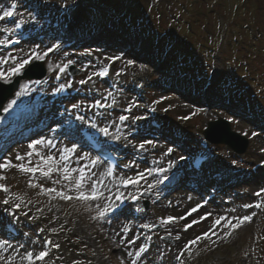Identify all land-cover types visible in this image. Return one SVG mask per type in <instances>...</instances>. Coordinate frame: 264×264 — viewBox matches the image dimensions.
<instances>
[{
  "label": "rangeland",
  "instance_id": "rangeland-1",
  "mask_svg": "<svg viewBox=\"0 0 264 264\" xmlns=\"http://www.w3.org/2000/svg\"><path fill=\"white\" fill-rule=\"evenodd\" d=\"M73 1L74 0H38L45 9L51 12L61 11L63 8L71 5ZM102 1L112 4L111 8L106 9L107 16H109V18H118L119 16L117 17L112 14L113 11L111 9L115 5L114 3L117 1L122 2V0ZM244 1H246V3ZM133 2L135 3L133 15H135L137 20L135 19L136 24H132L129 28L132 31L141 32V35H147L146 33H148V31L151 33H160V37L156 34L154 38V46L156 45L154 51L160 54L162 62H173L175 64V74L179 77L177 81L188 85V87H196L197 90L202 91L207 97L217 92V89H221L222 91L226 89L229 93L232 91V87L236 86L232 96L244 98L246 93L249 95L256 94L261 102L258 106L264 110V52H260V50L264 51V40H249L242 31V27L246 26V24H253L254 27L258 29V32H260L261 38L264 37V0H199L194 4L195 6L193 5L195 8L189 11L187 15L183 14H186L185 12L188 10L186 4L190 3V0H134ZM160 2H164L163 6L159 4ZM182 2L185 3L187 9H185V6L182 8ZM177 3L181 8L178 9L179 6ZM153 5L154 7H152ZM235 5H241L242 7L239 11L243 13L240 14L238 12V15L233 18L234 22H229L234 28L232 29V35L242 37L243 42H246L247 45H252L253 49L251 48L252 50L248 52L243 48L232 46V48L228 50L225 48H223L224 50L222 49L224 55H221L222 53L219 55L216 50H210L213 52V59H211L209 48L212 42L211 38L206 37L207 43L204 46L205 50L198 54L199 58L197 57V62L199 63L196 66L200 70L193 69L185 59H182L183 55L180 54V52L184 48L178 46L179 42L184 43L186 40H192V45L197 49V41L201 42L204 38H202L203 29H201V27L208 22V20H204L205 13H203V10L210 6L215 10V15H220L234 8ZM169 9L174 10L168 13ZM154 10L157 12L162 11V24L159 23L160 17ZM172 14H174V16ZM175 14L179 16H175ZM181 15L185 21H190L193 24L197 22L194 24V34L192 33V29L185 23L178 24L176 22L174 18L177 19ZM121 19L123 23H129L128 18L125 19V16H122ZM2 24L3 23L0 21V26ZM28 24L30 25L31 23L28 21ZM140 26H144L148 31H145L146 33L142 32L139 28ZM235 28L237 29L235 30ZM160 29L162 33L165 31L167 34H162ZM168 36L171 39L169 42H167ZM173 36L174 38H172ZM162 39H164V41ZM145 41H147V37ZM168 44L169 46H167ZM172 44L177 45L174 46L173 49H170L173 47ZM201 44H203V41ZM38 48L35 46H27L25 50L21 52L0 56L1 66L7 64L6 68L3 70L2 68L0 69V71L5 72L6 80L10 77L11 68L18 66V64L24 59H27L29 55L36 56L39 54L43 57L44 63L49 68L50 73L49 76L45 78L44 87L42 90L36 87L30 88L24 83L21 89V92H23V101H16L11 109L18 110L21 108L26 110L28 107H34L37 115L41 114L39 117L44 124L43 130L46 136L51 132L48 137L39 139L45 141V143L38 145L31 156H28V152L31 151L29 145L34 141H31L28 146L22 144L13 145L9 150H7L8 144L1 141L0 153L7 151V154L0 164H7L10 161L11 165L5 169H0V176L6 177V179L0 180V184L6 185L10 190L7 193L0 191V208L2 207V200L6 196L21 195L26 197L36 207H47L48 216L52 222L51 227L58 225L54 218L56 214L63 215L65 221L71 222L72 226H74V223L75 225L79 223V232H75L73 238L69 242H65V257H67V262L69 264H77L78 262L80 264H87L88 261H93L96 258L95 255H99L97 258L103 261L104 264H132L138 247L136 248L134 235H132L133 231L136 233V227L133 228L131 223L122 218L111 219L108 216L99 218L96 210V203H99L101 207H103L104 203L102 202H89L88 206L91 210H86L85 202L83 201L75 199L70 201L62 200L56 196V193H43L41 187L29 186V182L31 181L34 184L43 186V188H55L57 191H65L66 194L73 196L76 194L74 191V180L78 178L79 173L75 170L86 168L88 171V163L83 161L82 164L77 165L76 161L78 158H76L75 162L72 164H68L67 160H60V157L63 155L69 156L72 154L64 153L63 150L66 148V144L63 140H65V138L62 136L61 132L59 134L55 133L56 129L60 128L55 122H59L58 118H62V114L61 111H59L61 105L56 104L54 101L52 88L55 85V77L60 72L65 73L67 82H73L75 79L77 81L78 79H84L95 71V69H93V62L88 61V59L83 56L84 53L73 55L70 52H62L55 58H49L47 57V48L41 46V51ZM239 50H241V52ZM191 51H194V49H191ZM96 55L105 58L108 54L106 51L100 50ZM117 55L120 54L117 53ZM229 56H238L240 64H237L238 61H234L235 58H229ZM120 57L121 61L118 66L117 74L121 82L125 85L123 109L131 110L135 101L132 106L131 103L129 105L131 100L129 92L131 87L129 83L135 81V74L144 71L149 77L150 84L157 81V77L154 71H148V68L142 69L134 66L135 63L130 58L126 59L122 56ZM219 57L221 58L219 59ZM109 58H114L113 54L109 55ZM69 61H72L71 64H74L80 69V74L76 77L68 73ZM129 61L133 63L129 64ZM231 66L234 67L233 70L230 69ZM208 68L213 70L212 72L216 73V75L220 73L218 79L217 76L215 77V82L220 80L219 84L223 81L225 83L221 86H217L216 82L212 88L206 87L204 89V85L208 84L207 77L209 78L211 75ZM235 68H238V73L234 71ZM241 69H243L244 73L240 75ZM223 70H225L224 73ZM244 77L246 79L255 78V82L251 83L246 79L242 82V78ZM164 81L165 80H162V83H164ZM75 91H78L77 86ZM80 92L81 91H79V93ZM83 94L86 97H84L82 101L74 99L65 104L68 106L75 105L79 113H86L88 109H92L91 100L89 98L91 94L89 91ZM148 96L154 103L159 105L161 115L164 116L166 113L169 114L167 117L168 120L165 119V121L167 120L169 123L171 121L180 122L181 129L176 130L191 137L192 148L199 147V142L204 137L203 133L209 129L211 123H215L220 117L226 118L232 122L233 131H237L249 138V150L241 158L237 157L233 152H230L224 145L215 144L214 149L219 156V161L211 167V171H214L215 168L221 169L226 166L235 168L236 166L241 170V175L250 179L251 176H254L252 174L253 166H263L264 139L261 137L260 132L256 131L253 127H248L247 124L241 121L237 122L232 118H228L230 117L228 113L221 115L212 111L206 114L204 113L203 106L191 104V102L185 98L186 96L182 97L185 100L172 98L170 93H165L164 90H162L161 86L150 88ZM51 113H59L58 116H56L58 118H52V116H50ZM168 122L167 124H169ZM47 141H51L52 143L48 144ZM148 141L151 140L146 135V132L133 125L129 129L123 143V146H125L128 151L126 161L128 163L130 162L132 165L138 164L139 158L144 157L148 161L155 160L162 165L171 163V155L168 152L163 155V157L158 153L163 145L153 141L152 143H147ZM141 143L145 144L143 149L139 147ZM165 145L166 144H164V146ZM68 148H71V146ZM169 148L177 151L176 145H169ZM36 152L40 153V155H36ZM18 155L24 157V159L18 160ZM40 156H54L57 160L58 167L62 169L64 166H67L69 169L73 170V181L63 180L62 171L53 172L52 176L49 178L43 176L41 172L39 175H36L21 171L19 167H16L17 165H24L25 167H39L46 170V166L40 159ZM138 167L140 169L137 170L133 166V169H131L127 175H129V177H136L137 174L143 173L144 169L146 170V168L142 166L138 165ZM173 175L181 178V180H177V186L172 190H154L153 187H148L151 184H148L146 187L148 193L151 194L148 198L151 207L145 216L144 224L146 226H160V230L157 231V245L150 257L144 260L142 264H174L175 255L182 251L183 246L188 241L194 240L204 233H209L210 237L200 240L206 239L202 246V249H205V254L194 260L192 264H264V214L261 220L256 222L254 226L244 230L236 236H230L225 228L226 222H221L219 228H216L217 226L214 227V222L221 218L222 214L213 207L209 209L201 207L200 199L195 197V195H191L192 192L189 190L188 186L184 185V182L190 180L185 179L182 171H177ZM257 178L256 176V179ZM237 179L241 181V176L238 173ZM70 188H73V191H69ZM235 190L236 192H240L237 197H234V201H236L235 209L237 208L239 212H241L242 206L252 204L259 200V197L256 195L257 192L264 193V191H262L264 188H261V185H256L249 180H246L245 183L236 187ZM193 208H198V211L191 215H187ZM54 209L55 211L57 209V213H51ZM205 214L210 215H208L206 219L201 220V222L194 224L187 231H184L186 224L191 223L193 220H200ZM169 216H187V218L168 224H162L161 218H167ZM177 236H179L180 239H177ZM167 238L171 241H167ZM66 240L67 239H65V241ZM127 244L133 245L134 247L130 249ZM193 246L194 245L191 247ZM83 252H87V255L83 256ZM129 253L132 255H129ZM217 258L221 259L217 261L215 260ZM0 264H4V261H0Z\"/></svg>",
  "mask_w": 264,
  "mask_h": 264
},
{
  "label": "snow or ice",
  "instance_id": "snow-or-ice-1",
  "mask_svg": "<svg viewBox=\"0 0 264 264\" xmlns=\"http://www.w3.org/2000/svg\"><path fill=\"white\" fill-rule=\"evenodd\" d=\"M16 9H17V5L15 3L11 4V6L4 10L2 13H0V21H4L6 18H12L16 15ZM22 23V22H21ZM20 25L18 24L17 27H19ZM4 43V41H0V44ZM51 50V49H50ZM36 59H43L42 56H40L39 54L36 55ZM31 61L29 59H24L22 62H20L18 64V66L14 67L11 69L10 75H16L18 73H20L26 65L30 64ZM69 64L72 63V61L68 62ZM133 63L132 61H129V64ZM100 75H107V70H105L104 72H101ZM6 79V74L5 72L0 71V80H5ZM88 79H92V77H88ZM81 83H86V81H81ZM63 87V85L61 86V88ZM17 96H21L23 95V92H18L16 93ZM16 103V100H12L11 103L8 105V107H6L4 110L8 111L9 108H11L14 104ZM75 107V105L73 106ZM79 120L83 121L84 117L80 116L78 117ZM128 117L126 116H121L120 120H127ZM91 127L96 128L97 126L95 124H92ZM98 131L100 133H102L104 136H109L110 134V129L108 127H100L98 129ZM113 139L115 140H119L120 136L116 135L113 137ZM45 143V141L42 140H36L34 141L32 144L29 145V149L31 151L28 152V156H31L34 152L35 149L38 145ZM48 144H51V141H47ZM147 143H152V141H148ZM139 147L141 149H143L145 147L144 143H141L139 145ZM79 148L78 144H73L71 146V148H65L63 151L65 154L71 153V154H75L77 149ZM173 151V149L169 148L168 149V153L171 154V152ZM36 155H40V153L36 152ZM87 156V154H85V157ZM69 157L67 155H63L60 157L61 161H66ZM84 158V157H82ZM18 160H23L24 157L22 156H17ZM40 159L43 161L44 165L46 166V170L45 169H41L39 167H25L24 165H17L16 167H19L21 171L27 172V173H32L35 174L37 172H41L43 176L45 177H51L53 172H59L62 171L63 176L62 179L65 181H73V175L72 172L73 170L69 169L67 166H64L62 169L60 167L57 166V160L54 156H40ZM183 159V157L181 158ZM97 163V160H93L92 161V165L95 166ZM11 165V162L9 161L7 164H0V169H5L7 167H9ZM76 172L79 173L78 178H76L74 180V191H75V195H68L66 194L65 191H57V189L55 188H43V186L41 185H37L32 183L31 181L29 182V186L30 187H41V190L43 193H56V196L59 197L62 200H78V201H83L85 202V207L86 210H91L90 207L88 206L89 202H93V201H99L101 199L108 201V203H105L103 205V207H101V205L99 203H96V210L98 212V217L99 218H104L106 216H108V214L110 212L115 213L118 209H120L121 214L123 212V209H121V204L123 203L124 200V196L122 193L120 194H115L114 198L116 201H119V203L117 204H113L111 203V201L113 200V195H105V192H111L110 189H106L105 185L103 184V181L97 179L94 180L92 182V187L88 190H86V180L88 179V175H87V170L86 168H82V169H77L75 170ZM149 171H151V169H149ZM160 172H164V169H160ZM109 176L113 175V173L110 171L108 173ZM2 179H6V177H2L0 176V180ZM144 179V173H139L137 174V176L135 178H126L122 181V183L125 186L128 185H139L141 180ZM167 176L163 177V180H166ZM163 180L159 181L160 183L163 182ZM58 182V181H57ZM149 188L152 187V185L148 186ZM0 191H3L5 193L9 192V188L4 185V184H0ZM69 191H73V188H70ZM264 191V190H262ZM261 192H257L256 195L258 197L261 196ZM132 199L136 200L139 199V197L137 196H133ZM17 201L22 202V197L17 196L16 197ZM17 202L14 203V208L16 210H19L21 207V203ZM3 204L4 205H12L13 201L11 199H4L3 200ZM264 206L262 204H257L256 207H261ZM9 211H11V209H9ZM198 208H193L189 211V213H187V215H191L194 212H197ZM11 215L15 218L16 213L15 212H11ZM25 215H27V213H25ZM210 214H205L204 217H201L200 220H193L191 223L186 224L184 227V231H187L189 228H191L194 224H197L199 222H201V220L206 219L207 216ZM187 216L185 217H172L169 216L167 218H161V223L162 224H168V223H172L174 221L180 220V219H186ZM226 220L228 226H230L233 230L238 229L239 227L243 226L246 222H250L252 220V216L248 215V216H244V217H237L236 218V223H232V221L227 220V218H219L214 222V225L218 226L221 224V220ZM40 231H44V229H40ZM51 231L53 233L56 232V229L53 228L51 229ZM211 231V230H210ZM203 238H210L209 237V233H204L202 234V236L197 237L194 240H190L188 241L184 246L183 249L181 251V253L179 254V256L177 257V259L181 258L185 252L190 250V247L192 245L197 244L201 239ZM177 239H180L179 236H177ZM8 241L5 240L3 242H0V251H2L4 248H6L8 246ZM46 243H51V241H46ZM56 248H59L60 245L56 244L55 245ZM147 251V247L146 246H141L139 247V249L137 250V252L135 253L136 259L133 260L132 264H137V261L141 258V256ZM49 253L46 250H42L40 251L38 254H34L33 252H29L26 251V254L22 257V259L27 260L28 264H36V262L38 261H44L47 257H48ZM129 255H132L131 253H129ZM0 261H4V264H15V257L12 256H8V257H4V256H0Z\"/></svg>",
  "mask_w": 264,
  "mask_h": 264
},
{
  "label": "water",
  "instance_id": "water-1",
  "mask_svg": "<svg viewBox=\"0 0 264 264\" xmlns=\"http://www.w3.org/2000/svg\"><path fill=\"white\" fill-rule=\"evenodd\" d=\"M215 130L218 132L221 130L220 131L222 133L221 138H216V136L213 134ZM206 135L212 141H214L216 143H225L232 148H236V145L238 143L235 139H233L234 137L235 138H237V137L235 136V134H233L229 131V127L227 125L225 127V125L223 126L220 123H212L210 125V128L207 130Z\"/></svg>",
  "mask_w": 264,
  "mask_h": 264
},
{
  "label": "bare ground",
  "instance_id": "bare-ground-1",
  "mask_svg": "<svg viewBox=\"0 0 264 264\" xmlns=\"http://www.w3.org/2000/svg\"><path fill=\"white\" fill-rule=\"evenodd\" d=\"M28 146V145H27ZM78 161H82V159L81 158H79V160ZM87 175H88V179L86 180V182H85V184H86V190H88L89 189V187H91L92 186V182L94 181V180H96V174L95 173H91V172H87ZM145 198V197H144ZM128 245V247L131 249V247H133V246H131V245H129V244H127Z\"/></svg>",
  "mask_w": 264,
  "mask_h": 264
}]
</instances>
